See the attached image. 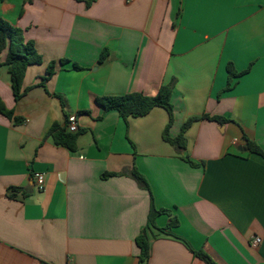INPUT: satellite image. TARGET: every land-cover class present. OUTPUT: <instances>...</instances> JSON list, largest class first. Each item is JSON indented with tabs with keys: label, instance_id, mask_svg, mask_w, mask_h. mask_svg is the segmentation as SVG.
<instances>
[{
	"label": "crops",
	"instance_id": "crops-1",
	"mask_svg": "<svg viewBox=\"0 0 264 264\" xmlns=\"http://www.w3.org/2000/svg\"><path fill=\"white\" fill-rule=\"evenodd\" d=\"M0 19L42 58L27 67L18 101L0 67V99L13 112L0 114V264H205L185 243L215 264H264V159L243 139L264 152V0H0ZM61 59L68 63L41 86L48 63ZM228 65L243 74L226 90ZM170 82L169 135L199 118L185 150L162 139V108L123 120L96 103L154 96ZM64 115L84 130L75 151L44 137ZM151 198L166 211L156 227L177 225L150 231L141 263L135 238Z\"/></svg>",
	"mask_w": 264,
	"mask_h": 264
},
{
	"label": "trees",
	"instance_id": "trees-1",
	"mask_svg": "<svg viewBox=\"0 0 264 264\" xmlns=\"http://www.w3.org/2000/svg\"><path fill=\"white\" fill-rule=\"evenodd\" d=\"M6 50V57L4 61L0 59V67L6 66L7 72L9 74L10 89L13 95L14 101H18L22 98L25 90L22 89V81L25 71L28 66L38 65L41 63L42 58L37 52L35 45L32 41H26L23 37L22 31L10 24L9 22L0 19V55ZM108 58V50L104 48L97 59L98 64L104 63ZM68 60L61 59L58 62L48 63L45 75L41 78V86H44L45 82L51 78L55 73L58 65L67 64ZM74 70H82V68L77 65H72ZM228 81L226 90L230 88L231 80L243 74L237 73L231 65L226 68ZM172 82L168 84H163L159 87L157 93L154 96H144L140 93H129L122 96H102L96 98V103L103 112L114 110L118 115L126 120L127 118H137L147 115L153 108H162L168 115V122L165 125L162 132V139L174 147L177 151L185 150L186 139L184 136L185 131L190 126V124L199 118L187 119L181 126L179 133L171 137L169 135V130L172 126L173 117V106L170 101L172 94ZM54 97L59 98L61 106L63 107V101L57 95ZM88 114L87 111L82 112ZM0 114L7 117L8 119L13 118V112L6 109L4 103L0 99ZM64 124L60 125L57 122L52 123L44 137H50L56 146H60L68 149L69 151H75L77 148L78 137L84 132L83 129L77 130L75 133H70L66 131L65 126L68 123V117L64 115ZM202 118L214 121L216 123L228 122L229 119L220 116H208L204 115ZM15 122H20L21 119L14 117ZM245 141V147L248 154H255L264 159V152L258 147L256 143L247 139L243 136ZM194 165L193 163H191ZM128 175L136 181L138 186L150 191L149 185L142 174H140L135 167L129 171ZM104 176H112V174H107ZM166 213L163 209H156L153 205L152 198L150 201V209L147 216V222L145 228L141 233L135 238V244L139 249L138 260L144 263L148 260L150 256V231L156 230L159 234H165L167 230L177 225L176 219H171L170 222L164 228H158L155 225V218ZM185 245L189 248L192 255L205 264H215V262L202 250H194L187 243ZM40 264H45L41 262Z\"/></svg>",
	"mask_w": 264,
	"mask_h": 264
},
{
	"label": "built area",
	"instance_id": "built-area-1",
	"mask_svg": "<svg viewBox=\"0 0 264 264\" xmlns=\"http://www.w3.org/2000/svg\"><path fill=\"white\" fill-rule=\"evenodd\" d=\"M65 129H66V131H68L70 133H75L78 130L76 122H75V117H73V116L68 117V123L65 126ZM35 183H36V186H37L38 190L41 191L43 189V186H44L43 174H38L36 176ZM259 242H260V239L258 237H256L253 240V245H257Z\"/></svg>",
	"mask_w": 264,
	"mask_h": 264
}]
</instances>
